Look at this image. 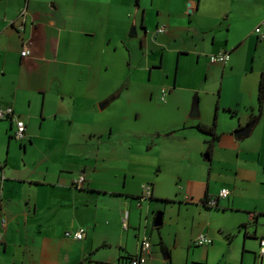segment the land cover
<instances>
[{"label":"crops","instance_id":"obj_1","mask_svg":"<svg viewBox=\"0 0 264 264\" xmlns=\"http://www.w3.org/2000/svg\"><path fill=\"white\" fill-rule=\"evenodd\" d=\"M263 18L264 0H0V108L26 125L16 140L13 120L0 119V264H127L141 237L151 243L143 264H256L264 100L249 132L233 131L257 114L264 37L253 28ZM136 44L138 72L162 84L159 104L143 98L166 117L149 126L124 111L123 63ZM219 51L225 64L209 61ZM136 72L129 79L141 81ZM212 122L207 153L196 125ZM79 227L82 240L64 237ZM199 234L212 242L194 245Z\"/></svg>","mask_w":264,"mask_h":264},{"label":"built area","instance_id":"obj_2","mask_svg":"<svg viewBox=\"0 0 264 264\" xmlns=\"http://www.w3.org/2000/svg\"><path fill=\"white\" fill-rule=\"evenodd\" d=\"M24 12H22L23 15ZM166 31L165 26H158L154 30V35L159 33H164ZM253 33L257 36L258 39H261L264 37V18L260 20L255 27L253 28ZM30 49L27 45V43L23 46V48L20 51L21 57H26L30 55ZM210 62H218L225 64L229 59V53L226 51H219L217 53L210 54L209 56ZM165 96V90H162L161 100H164ZM10 118L14 122V132L13 137L16 140H21L24 137L25 131H26V125L25 122L16 117V114L14 113V110L10 106H6L4 108H0V119ZM84 182L83 176H78L76 179L73 180L74 187H80L82 183ZM228 190L226 188H221L218 191L217 198H226L228 196ZM150 196V185L145 184L143 186V192L140 196L143 197H149ZM217 198H209L206 200L205 205L209 207H215L217 205ZM127 217L128 212L125 211L123 219H122V225L124 228L127 226ZM6 225V218L5 216L0 215V245L2 244V233L1 229L4 228ZM86 235L85 228L79 227L74 230L65 231L64 237L71 238L74 240H82ZM212 242L211 238L206 236L205 234H199L192 243L196 246H202V245H208ZM151 254V243L147 237H141L137 252L134 255H131V257L128 259L127 264H143L147 260V258ZM256 264H264V237L258 238V250L255 256Z\"/></svg>","mask_w":264,"mask_h":264},{"label":"rangeland","instance_id":"obj_3","mask_svg":"<svg viewBox=\"0 0 264 264\" xmlns=\"http://www.w3.org/2000/svg\"><path fill=\"white\" fill-rule=\"evenodd\" d=\"M131 50H132L131 57H128V54H126L125 55L126 62L123 63L125 66L129 65L128 67H126L127 75L125 76V80L123 82L124 83L123 87L128 86V91H127L128 93L127 95H122L124 97L126 96L124 111L127 114L128 123L132 122L133 125H141L143 123L148 126L152 125L150 123L158 124L166 118L165 114H162V115L160 114L161 115L160 117L156 113V110L154 109V107H149V106L145 107V102L143 103V98L145 100H149L151 97L152 104H155V103L159 104L160 102L159 94H156V90L159 91V89L162 88L161 87L162 84L154 82V81L153 83L149 82V79H148L149 73L147 70L138 72V69L141 68L142 66V63L141 64L139 63L143 62V59H142L143 54H142V51L139 49V44H136L135 46H133ZM134 67H136L135 70H134ZM132 71H135V72L137 71L136 74L140 73L141 81H138V80L132 81L129 79ZM200 78L203 80V76H200ZM160 100H161V97H160ZM161 101H164V100H161ZM121 102L123 103V100H121ZM256 128H260V124ZM262 197H264V189H263ZM159 205L163 206L161 204ZM158 212H161L163 215L164 210L159 209ZM263 230H264V226L259 225L258 230H257L258 231L257 233H259L258 235H260V233H262Z\"/></svg>","mask_w":264,"mask_h":264},{"label":"trees","instance_id":"obj_4","mask_svg":"<svg viewBox=\"0 0 264 264\" xmlns=\"http://www.w3.org/2000/svg\"><path fill=\"white\" fill-rule=\"evenodd\" d=\"M138 0H134L135 3H137ZM263 100H264V71H262L259 75V80H258V85H257V114L252 116L250 122L255 123L257 121V119L260 116L261 110H262V106H263ZM196 104V101L194 100V105ZM196 128L209 135V139L207 141V148H206V152L208 153L213 146L214 141L217 139L218 134L215 131V122H212L211 124H197ZM207 200V196L204 197L203 199V203L205 204ZM160 246L162 248V251L167 254V248L165 247V245L163 244L162 241H160ZM131 257V256H130ZM129 257V258H130Z\"/></svg>","mask_w":264,"mask_h":264},{"label":"water","instance_id":"obj_5","mask_svg":"<svg viewBox=\"0 0 264 264\" xmlns=\"http://www.w3.org/2000/svg\"><path fill=\"white\" fill-rule=\"evenodd\" d=\"M131 34H134V31L133 33ZM189 115L192 116V117H197L198 116V110H197V107L194 105L192 106L190 112H189ZM252 123L253 122H250L249 125L243 127V128H240V129H236L233 131L234 135L235 136H240L242 134H247L252 126ZM205 156H208V154H206ZM162 223V213L161 212H158L155 217H154V221H153V225L154 227H157V226H160ZM78 264H82V262H79Z\"/></svg>","mask_w":264,"mask_h":264}]
</instances>
